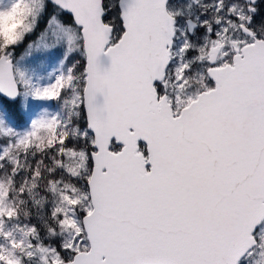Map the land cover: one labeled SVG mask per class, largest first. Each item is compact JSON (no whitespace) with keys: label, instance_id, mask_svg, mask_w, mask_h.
Wrapping results in <instances>:
<instances>
[{"label":"snow or ice","instance_id":"1","mask_svg":"<svg viewBox=\"0 0 264 264\" xmlns=\"http://www.w3.org/2000/svg\"><path fill=\"white\" fill-rule=\"evenodd\" d=\"M0 264H264V0H0Z\"/></svg>","mask_w":264,"mask_h":264},{"label":"rangeland","instance_id":"2","mask_svg":"<svg viewBox=\"0 0 264 264\" xmlns=\"http://www.w3.org/2000/svg\"><path fill=\"white\" fill-rule=\"evenodd\" d=\"M44 102L41 101H34L32 102V108L35 110L36 108H39Z\"/></svg>","mask_w":264,"mask_h":264}]
</instances>
